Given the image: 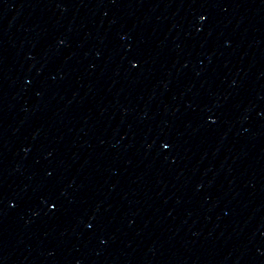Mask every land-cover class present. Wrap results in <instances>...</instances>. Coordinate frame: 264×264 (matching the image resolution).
Returning <instances> with one entry per match:
<instances>
[{"label": "water", "instance_id": "water-1", "mask_svg": "<svg viewBox=\"0 0 264 264\" xmlns=\"http://www.w3.org/2000/svg\"><path fill=\"white\" fill-rule=\"evenodd\" d=\"M0 264H264V0H0Z\"/></svg>", "mask_w": 264, "mask_h": 264}, {"label": "snow or ice", "instance_id": "snow-or-ice-1", "mask_svg": "<svg viewBox=\"0 0 264 264\" xmlns=\"http://www.w3.org/2000/svg\"><path fill=\"white\" fill-rule=\"evenodd\" d=\"M168 145H165V147H167Z\"/></svg>", "mask_w": 264, "mask_h": 264}]
</instances>
